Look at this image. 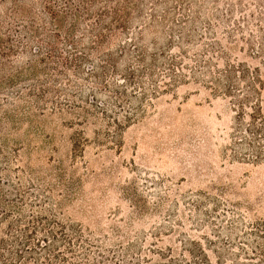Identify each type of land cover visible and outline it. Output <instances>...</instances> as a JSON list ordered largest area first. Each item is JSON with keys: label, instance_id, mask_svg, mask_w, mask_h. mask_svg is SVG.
Returning <instances> with one entry per match:
<instances>
[{"label": "rangeland", "instance_id": "1", "mask_svg": "<svg viewBox=\"0 0 264 264\" xmlns=\"http://www.w3.org/2000/svg\"><path fill=\"white\" fill-rule=\"evenodd\" d=\"M115 4L127 29L114 26L94 52L84 49L92 22L78 23L76 54L89 61L71 70L49 60L47 48L55 32L70 34V20L55 27L45 0L0 1L1 33L18 24L30 32L0 69V183L8 200L21 193L25 201L14 216L22 227L31 218L65 226L76 264L101 256L107 264H264V159L244 145L241 109L216 80L231 65L260 66L245 42L261 41V7L256 0ZM242 18L243 32L231 34ZM107 55L113 59L104 65ZM244 111L249 122L250 106ZM34 237L54 242L41 228ZM35 250L34 259L13 264H43Z\"/></svg>", "mask_w": 264, "mask_h": 264}, {"label": "trees", "instance_id": "2", "mask_svg": "<svg viewBox=\"0 0 264 264\" xmlns=\"http://www.w3.org/2000/svg\"><path fill=\"white\" fill-rule=\"evenodd\" d=\"M1 2H7L9 0H0ZM14 4H18L22 0H12ZM115 0H45V14H47L51 21L58 27L57 22L71 21V31L66 38H62L59 32H55L53 37L55 42H48L47 48L49 60L56 61L62 68H80L84 61H89L87 54L79 56L76 54L81 45L82 39H77L75 34L78 33L80 26L78 23L89 20L92 22L90 30V37L93 38L91 47L84 49L97 51L98 46L103 44L110 33L115 29L122 28L127 29L125 21L122 19L119 8L117 5H113ZM261 7L262 11L260 17L264 19V0H256ZM118 3V2H115ZM101 5L97 10L96 8ZM94 9L95 13L90 14V10ZM111 18V22L108 19ZM228 18V17H227ZM229 19V18H228ZM252 21H255V15L252 14ZM244 18L236 23V28L231 31L243 32ZM259 25V24H258ZM25 26L14 25L8 26L7 32L1 33L0 29V69L3 60L18 52V48L23 40L27 39L29 31L22 29ZM262 31V38L260 42H255L252 38H249L246 44L249 45V57L254 62H258L260 66H257L253 70L248 68L245 64L231 65L227 69L218 74L216 80L223 84L226 92L235 100L236 106L241 109L237 117L238 129L242 135H244V145L248 146L251 151L256 153V160L264 159V108L260 102L262 96L261 89H264V24L259 26ZM99 30V35L94 34V31ZM36 31V30H35ZM183 31V30H182ZM36 32H39L37 29ZM40 34V32H39ZM82 35H88L87 32H83ZM95 35V36H94ZM82 37V36H81ZM80 38V37H79ZM19 43V44H18ZM69 45V50L63 52V45ZM25 45V44H24ZM42 48H38L34 52H41ZM135 57L141 61L143 55L140 50L135 48L133 50ZM68 53V55H64ZM121 54H126L125 47L121 49ZM113 59V56L107 55V58L103 60L104 64ZM103 66V65H102ZM72 70V69H71ZM93 70L89 74H94ZM175 70L172 68L168 72L169 75L174 77ZM125 80H128L130 84L135 83L136 75L134 72H130L126 75ZM246 83V84H245ZM245 84V85H244ZM263 87V88H262ZM255 99H257L255 101ZM250 106L251 114L249 115V122H246L245 107ZM105 114V111L103 112ZM247 135V136H246ZM24 197L21 193L17 194L13 201L7 199L6 194L1 188L0 183V232L2 235L0 239V264H13V259L18 258L20 261L27 259H34L33 256L39 248V254H45V262L43 264H76L80 256L78 255V249L74 245L73 235L63 225L53 222L49 219L46 220H34L31 218L27 221L26 226L22 227L20 224L23 221L21 218L14 216L16 213L21 215L24 207ZM23 205V206H22ZM18 224L17 227L15 225ZM44 232V234L51 235L53 244H49L46 239L43 243L35 244V235L38 230ZM63 244V252L57 249V243ZM19 247V248H18ZM91 252V249L89 250ZM85 253V252H84ZM71 255V257H67ZM87 260L91 259V255L86 253ZM98 264H107L106 259L101 256ZM113 262V260L111 261Z\"/></svg>", "mask_w": 264, "mask_h": 264}]
</instances>
